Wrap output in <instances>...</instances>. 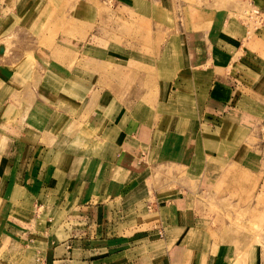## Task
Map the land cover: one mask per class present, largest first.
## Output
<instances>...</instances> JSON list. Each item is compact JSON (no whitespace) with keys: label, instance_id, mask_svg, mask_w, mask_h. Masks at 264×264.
Returning <instances> with one entry per match:
<instances>
[{"label":"crops","instance_id":"obj_1","mask_svg":"<svg viewBox=\"0 0 264 264\" xmlns=\"http://www.w3.org/2000/svg\"><path fill=\"white\" fill-rule=\"evenodd\" d=\"M32 1L1 0L0 11L23 15ZM114 2L115 11H90L81 0L46 52L25 41L0 62V122L20 112L26 131L0 135V264L29 251L28 264H264V244L212 227L196 197L239 189L245 176L250 191L264 176L254 145L264 19L251 30L257 17L204 4L192 11H215L214 20L178 27L173 0ZM250 5L264 12V0ZM161 72L170 83L160 99ZM166 166L188 179H154ZM254 195L237 205L248 223Z\"/></svg>","mask_w":264,"mask_h":264},{"label":"rangeland","instance_id":"obj_2","mask_svg":"<svg viewBox=\"0 0 264 264\" xmlns=\"http://www.w3.org/2000/svg\"><path fill=\"white\" fill-rule=\"evenodd\" d=\"M81 0H33L32 1V11H26V14L23 15H8L5 14L9 11H0V46L4 47L3 53H0V62L4 61V58L16 56L15 51L18 48H21L24 46L25 41L30 46V48L34 47H41L46 50L48 47L52 46L55 37L58 35V33L63 31H66L67 29H71L72 26H70V20H71V12L73 7L78 3H80ZM84 1V0H83ZM86 1V0H85ZM90 2H93L92 5L95 8H92L90 11H94L93 9H96V11H115L117 10V4L114 2V0H87ZM1 2V0H0ZM161 2V1H159ZM173 9H175V18H176V24L180 25L184 22V20L189 24L191 27H198L204 25L206 22L207 24L210 23L211 20H214L215 18V11H192L196 10L198 8H201L206 4L207 8H211L212 10H222L224 8L228 10H232L230 12H235L237 16L246 19L250 15V0H173ZM1 6V4H0ZM182 7L183 10H182ZM72 10V11H71ZM186 10V11H185ZM191 10V11H189ZM13 12V11H11ZM229 12V14H230ZM75 13V12H74ZM77 14V13H76ZM102 16L99 13V18ZM97 17V20H99ZM166 18V17H165ZM184 18V20H183ZM170 20V17H169ZM166 19H164V22ZM248 22L250 24L251 30L254 29L255 25H258L259 23L256 21L254 23L252 19H248ZM85 23V22H84ZM97 25V24H96ZM26 27V29H24ZM138 29L143 28L142 36L144 37L145 41L144 44L148 43L149 41H146L150 37V31L146 28L145 25L142 27H137ZM181 30V29H180ZM179 30V31H180ZM69 34V33H68ZM164 34L159 32L158 35V41L160 44V47L162 45V42L164 40ZM19 46V47H18ZM47 47V48H46ZM159 47V48H160ZM17 48V49H16ZM158 48V49H159ZM21 50V49H20ZM142 52H144V55H149L152 52V49L150 47H143L141 49ZM162 51V48L160 49V52ZM33 51H30L27 53L26 59L32 63L34 62L36 57L33 55ZM37 62V61H35ZM131 66H134L131 64ZM147 71L152 74V70H150L146 65H142ZM166 72V69H164ZM166 74V73H165ZM165 74L163 75L161 72V80L159 81V92H160V99L162 98V94L165 93V90L167 87H169V79H166L165 81L163 77H165ZM168 76V74H166ZM151 84V82H147ZM155 85L151 84L149 89H154ZM152 91V90H151ZM154 99L156 97H153ZM21 116L22 113L17 112L14 113V116H12L11 119L7 118L4 119L3 122H0V135L3 137H15V138H22V129L19 127L21 125ZM260 124V123H259ZM25 131V130H24ZM23 131V132H24ZM26 132V131H25ZM255 148L258 150L261 155L264 151V123L260 124L259 127H255ZM2 142V138L0 136V144ZM260 159L259 162H256V167L260 169H264V160ZM178 167H161L155 171V174H153V178L156 180H171L175 181V183L183 179H188L184 174H180V169H177ZM178 174V175H177ZM253 186L254 190L250 191L246 190L244 188V184H247L248 177L245 176L244 179H240V184H242V187L239 189H233V190H211L206 192H200L201 196H199V193H196V197L198 200L202 201V208L197 207L198 213L203 214L205 212V215L208 217H211V226L215 227L221 222H223V226L228 227L229 229L233 228L232 234L239 237L241 234H248L249 232L252 237V239L255 242L264 244V208H258L257 203L259 201L264 200V193L260 191L259 189H263L264 185V176L263 175H255L253 177ZM250 180V179H249ZM195 180H191V185L193 186V183ZM175 185H172V187L175 188ZM180 185V184H179ZM183 185V183H182ZM262 186V187H261ZM224 188V187H223ZM211 192V193H209ZM253 193L254 200L256 201V206L254 208L255 215L251 219V223H248L246 221L247 213L245 207H239L240 203L246 204L248 201H251L253 199ZM0 195H3L0 193ZM25 198V197H24ZM14 201L18 200L17 196H14L12 199ZM3 203V201H2ZM233 204L235 205L233 207ZM1 200H0V212H1ZM5 212V210H4ZM222 217V219H221ZM223 220V221H222ZM213 232V231H212ZM211 232V233H212ZM213 235L215 238L216 232ZM33 252L29 251L26 253V257H22L21 259L17 260V258L14 259L15 263L17 264H23L26 262L32 263L33 260Z\"/></svg>","mask_w":264,"mask_h":264},{"label":"built area","instance_id":"obj_3","mask_svg":"<svg viewBox=\"0 0 264 264\" xmlns=\"http://www.w3.org/2000/svg\"><path fill=\"white\" fill-rule=\"evenodd\" d=\"M252 15L257 17V19H255V23H256V21L258 23H260L264 19V12H258L256 10L250 11V16H252Z\"/></svg>","mask_w":264,"mask_h":264},{"label":"water","instance_id":"obj_4","mask_svg":"<svg viewBox=\"0 0 264 264\" xmlns=\"http://www.w3.org/2000/svg\"><path fill=\"white\" fill-rule=\"evenodd\" d=\"M4 47L0 46V53H3Z\"/></svg>","mask_w":264,"mask_h":264},{"label":"bare ground","instance_id":"obj_5","mask_svg":"<svg viewBox=\"0 0 264 264\" xmlns=\"http://www.w3.org/2000/svg\"><path fill=\"white\" fill-rule=\"evenodd\" d=\"M64 92V91H63Z\"/></svg>","mask_w":264,"mask_h":264}]
</instances>
